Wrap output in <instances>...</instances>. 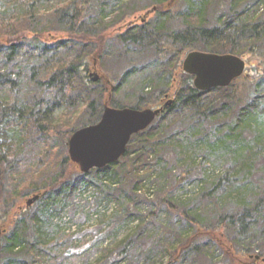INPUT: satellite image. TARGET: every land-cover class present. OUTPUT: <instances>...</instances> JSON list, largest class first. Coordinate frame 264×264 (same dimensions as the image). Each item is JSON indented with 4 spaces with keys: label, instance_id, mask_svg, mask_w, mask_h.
I'll use <instances>...</instances> for the list:
<instances>
[{
    "label": "trees",
    "instance_id": "trees-1",
    "mask_svg": "<svg viewBox=\"0 0 264 264\" xmlns=\"http://www.w3.org/2000/svg\"><path fill=\"white\" fill-rule=\"evenodd\" d=\"M124 1L0 0V227L4 229L0 259L7 257L3 264H153L163 247L158 232L148 228L156 207L135 215L134 204L153 201L159 206L164 202L171 208L167 195L183 181L175 180L168 191L156 195L147 185L158 188L156 180L149 179L153 165L170 153L180 154L186 143L213 152L220 147L226 150L229 142L247 146L249 116L264 115L250 100L251 88L259 92L264 81V14L259 15L264 0H200L197 8L174 12L179 21L176 30L171 28V8L187 1L155 0V4L166 5L155 12L152 21L134 33L114 34L113 38L123 45L152 49L168 64L174 60L173 70L182 53L197 50L245 58L249 71L226 87L199 91L193 77L181 70L171 104L146 129L131 136L119 159L127 164L125 172L113 169L116 161L81 173L67 154V141L80 125L96 123L105 103L141 109L155 104L171 88L173 70L168 68L163 74L166 82L148 93L150 97L121 105L104 97L111 81L106 73L97 81L89 78V67L101 61L112 37L104 31L93 35L79 28L87 17L103 22L111 5ZM112 25L107 21L103 30ZM213 91L215 96H211ZM61 108L65 112L57 120L51 118ZM75 116L78 124L73 127L70 118ZM254 124L255 130L260 128ZM54 137L60 145H54ZM250 140L255 148L263 149L264 129ZM243 167L247 163L223 176L211 168L205 178L213 189H219L222 179L237 177ZM94 182L98 189L106 185L110 191L106 195L115 209L108 214L100 210L98 191L89 188ZM33 195H38L37 200L26 206ZM77 195L86 196L84 204L74 202ZM261 198L264 202V189ZM239 209L246 212L249 203H240ZM77 213L82 214L81 220L61 225L64 215L73 218ZM134 221L122 238L104 244L107 236L117 238L118 222ZM227 226L234 225L220 215L214 228L198 229L181 238L180 244L166 245L164 251L175 262L179 251L188 248L197 235L207 234L218 243L213 235L226 234Z\"/></svg>",
    "mask_w": 264,
    "mask_h": 264
},
{
    "label": "rangeland",
    "instance_id": "rangeland-1",
    "mask_svg": "<svg viewBox=\"0 0 264 264\" xmlns=\"http://www.w3.org/2000/svg\"><path fill=\"white\" fill-rule=\"evenodd\" d=\"M173 1L177 0L171 2ZM186 1L178 2L171 8V28L173 26L174 30L177 29L179 23L178 16L174 12H183L189 10L190 7L197 8L200 6V0ZM165 5L166 3L155 4V0H125L120 2V5H111V10L109 14L106 12L107 15L103 22L96 21L92 16L85 18L83 25L81 24L79 30L82 32L96 35L104 31L108 37H112L106 42V49L101 61L95 62L88 69L90 79L95 76L99 79L103 77L102 74L106 73L111 80L104 94L105 98H112L121 105H133L139 98L150 97L151 94L148 93L153 90L156 92L161 88V84L166 82V74H163L168 68L173 70L174 60L173 64H168L158 59L152 49L143 45H123L116 38H113L114 34L124 35L125 32H136L142 24L152 21L155 12L165 8ZM153 7H155L154 11H152ZM259 7V15L264 14V4H259ZM107 21L113 25L103 30ZM185 55L182 53L177 69L173 70L171 88L168 92L162 95L155 104L149 103L141 109H156L162 107L165 102L172 100ZM243 59L246 62V59ZM252 64L254 63L252 62ZM245 66L244 75L249 71V64L246 63ZM250 92H252L250 100L254 102L256 110L259 113H264V81L261 82L259 92L256 93L252 88ZM216 94L217 92L213 91L211 96ZM104 105L110 106L107 103ZM64 112V109L61 108L55 111L51 118L57 120ZM256 115H259V118L253 121ZM70 120L71 126L74 127L78 124L76 116ZM249 120L251 122L245 125V127L249 126L245 130V134L248 136L246 139L248 140L247 146L244 145L241 148L239 145L229 142L226 150L220 147L213 152L210 150L203 151L192 143H186L180 154L170 153V157L159 159L153 165L154 173L149 179H155L158 188L156 189L151 184L147 185L152 188L156 195L160 192L165 193L170 188L169 185L173 184L172 182L183 178V181L177 183L176 187H172V191L167 195L168 203L173 207L169 208L168 204L164 202L156 206L153 201H142V203L134 204V208L137 210L135 215H141L156 207V215L149 223L148 228L158 232V239L161 240L160 244H163V247L158 252L153 264H264V202L261 198L264 189V148H255L250 140L258 130L264 129V115L256 113L249 116ZM254 123L260 128L255 130ZM262 125L263 127H261ZM80 127L82 126L80 125ZM57 140L55 137L52 139L56 146L60 145L59 140ZM134 142L132 141L130 144ZM116 163L113 169L122 173L125 172L126 162L118 160ZM242 163H247L249 170L247 167V169L243 167L235 178L227 176L223 177L224 180L221 177L222 185L219 189H213L214 186L210 185V180L205 178V172L210 173L211 168L214 169L215 174L223 176L227 172L235 173V169ZM203 177L205 178L204 181ZM95 183H92L89 188L93 187L91 190L98 191V197L101 199L100 210L108 214L112 209H115V204L106 195L107 186L102 185L98 189L99 186ZM124 194L129 196V191L126 190ZM236 196L240 197L236 198ZM85 197L84 195H77L74 202L84 204ZM242 199V202L249 203V209L246 212L239 209ZM87 200L90 198L87 197ZM92 206L93 204L89 207ZM255 207L257 210L254 211ZM220 215H225L227 222L234 226L233 228L227 226L226 234L217 232L216 235H213L218 243L211 240L207 234H199L190 242L188 248L179 251L175 257V262L169 261V253L164 251L166 245L180 244L181 238L193 235L198 229L214 228ZM186 216L190 218L191 222ZM81 219L82 214L80 213H77L73 218L64 215L65 224L61 225L68 226L72 224L70 222H78ZM91 222H95L94 218ZM118 223L117 238L111 235L107 236L104 244L114 243L122 238L136 221L132 224ZM240 226H244V228L241 229ZM255 257L259 258L255 259ZM6 260L7 257L3 256L0 259V264L7 262Z\"/></svg>",
    "mask_w": 264,
    "mask_h": 264
},
{
    "label": "water",
    "instance_id": "water-1",
    "mask_svg": "<svg viewBox=\"0 0 264 264\" xmlns=\"http://www.w3.org/2000/svg\"><path fill=\"white\" fill-rule=\"evenodd\" d=\"M155 7L152 8V11ZM182 70L193 77V86L199 91L226 87L240 77L245 70V60L233 54H217L193 50L186 53ZM95 76L92 80L97 81ZM136 109L131 107L114 108L105 105L100 119L91 125L76 129L67 141V154L81 173L100 169L118 161L125 153L132 135L146 129L163 108ZM38 198L33 195L25 202L31 205ZM4 229L0 227L1 236ZM258 258V257H256ZM264 260V259H263Z\"/></svg>",
    "mask_w": 264,
    "mask_h": 264
}]
</instances>
